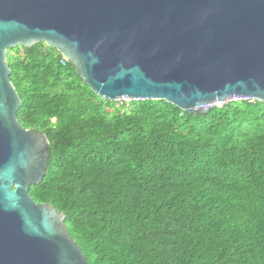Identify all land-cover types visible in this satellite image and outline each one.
<instances>
[{"label": "trees", "instance_id": "16d2710c", "mask_svg": "<svg viewBox=\"0 0 264 264\" xmlns=\"http://www.w3.org/2000/svg\"><path fill=\"white\" fill-rule=\"evenodd\" d=\"M6 59L19 124L48 141L29 194L89 264H264V102L111 101L43 41Z\"/></svg>", "mask_w": 264, "mask_h": 264}, {"label": "water", "instance_id": "95a60500", "mask_svg": "<svg viewBox=\"0 0 264 264\" xmlns=\"http://www.w3.org/2000/svg\"><path fill=\"white\" fill-rule=\"evenodd\" d=\"M39 41L106 100L264 102V0H0V264H89L64 212L29 194L48 141L19 124L6 51Z\"/></svg>", "mask_w": 264, "mask_h": 264}, {"label": "built area", "instance_id": "2783aa9c", "mask_svg": "<svg viewBox=\"0 0 264 264\" xmlns=\"http://www.w3.org/2000/svg\"><path fill=\"white\" fill-rule=\"evenodd\" d=\"M64 59H65V58H64ZM119 100H126V99L121 98V99H119ZM216 104H219V105H220L221 103H216Z\"/></svg>", "mask_w": 264, "mask_h": 264}, {"label": "rangeland", "instance_id": "374dc122", "mask_svg": "<svg viewBox=\"0 0 264 264\" xmlns=\"http://www.w3.org/2000/svg\"><path fill=\"white\" fill-rule=\"evenodd\" d=\"M53 120V119H52Z\"/></svg>", "mask_w": 264, "mask_h": 264}]
</instances>
